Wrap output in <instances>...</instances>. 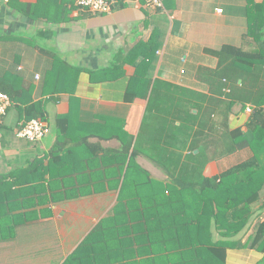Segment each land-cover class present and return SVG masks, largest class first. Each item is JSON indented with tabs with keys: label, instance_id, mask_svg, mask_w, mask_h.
Here are the masks:
<instances>
[{
	"label": "crops",
	"instance_id": "1",
	"mask_svg": "<svg viewBox=\"0 0 264 264\" xmlns=\"http://www.w3.org/2000/svg\"><path fill=\"white\" fill-rule=\"evenodd\" d=\"M162 1L164 8L156 10L145 0H120L110 14H96L77 7L76 0H0V76L14 84L23 101L44 102L49 128L37 143L20 138L27 121L12 103L0 119V175L38 158L48 165L59 142L61 155L71 149L79 159L92 156L80 144L85 140L99 158L102 149L120 150L129 134L135 143L155 82L172 86V97L190 102L193 93L209 95L197 74L201 66L217 67L210 51L224 45L257 48L247 32L264 0ZM138 72L145 80L134 83ZM180 89L190 92L180 97ZM158 92H166L164 84ZM134 95L138 98L131 101ZM249 116L235 105L230 126L245 131ZM67 120L70 133L60 135ZM251 156L249 149L238 151L209 164L204 175L223 173ZM137 163L165 180L150 160L139 157ZM117 198L118 192H109L49 205L50 215L29 213L30 221L18 226L13 238L0 241V264H66ZM90 257L91 264L109 259ZM262 260L261 252L242 247L229 251L227 264Z\"/></svg>",
	"mask_w": 264,
	"mask_h": 264
},
{
	"label": "trees",
	"instance_id": "2",
	"mask_svg": "<svg viewBox=\"0 0 264 264\" xmlns=\"http://www.w3.org/2000/svg\"><path fill=\"white\" fill-rule=\"evenodd\" d=\"M247 37L256 41L255 50L224 45L210 51L216 68L199 67L197 78L209 95L193 93L188 102L178 96L190 91L180 89L175 99L172 86L155 82L135 143L129 134L120 150L102 149L99 158L85 140L80 144L92 156L79 159L71 149L61 155L59 142L48 165L38 158L0 175V241L13 238L29 213L50 215L49 205L118 192L108 217L66 264H91L88 259L97 255L109 258L105 264H227L229 251L242 247L261 252L264 264V2L250 17ZM141 77L138 72L134 83ZM160 84L166 92H158ZM0 93L9 95L27 122L45 121L44 102L23 101L2 76ZM235 105L253 108L245 131L230 126ZM65 126L60 135L70 133L69 120ZM246 149L249 159L204 175L209 164ZM139 157L160 168L165 180L151 177ZM98 164L104 169H95Z\"/></svg>",
	"mask_w": 264,
	"mask_h": 264
},
{
	"label": "built area",
	"instance_id": "3",
	"mask_svg": "<svg viewBox=\"0 0 264 264\" xmlns=\"http://www.w3.org/2000/svg\"><path fill=\"white\" fill-rule=\"evenodd\" d=\"M120 0H76V5L80 9L87 10L96 14H110L113 8ZM146 5L151 9H163L164 4L162 0H145ZM222 13L223 10H218ZM12 105L11 98L6 93H0V119L5 117L9 108ZM252 106L246 107L248 114L252 113ZM49 133L48 123L42 119H33L27 122L23 128L18 132L20 138L26 139L31 143H37L44 139Z\"/></svg>",
	"mask_w": 264,
	"mask_h": 264
},
{
	"label": "rangeland",
	"instance_id": "4",
	"mask_svg": "<svg viewBox=\"0 0 264 264\" xmlns=\"http://www.w3.org/2000/svg\"><path fill=\"white\" fill-rule=\"evenodd\" d=\"M149 170V172L152 174V176L151 177H155V178H161V174H159L158 172H156L154 169H148ZM149 173V174H150ZM163 179V178H162ZM259 207H257L256 208V210L258 209ZM261 220L259 221V220H257L255 223H254V228H256L257 226H258V224H259V222H261L263 219H264V217L262 216L261 218H260ZM259 221V222H258ZM251 229L249 232H248V234L246 235V237H244L245 239H243V242H247V239H248V236H250V235H252L254 232H255V230L256 229Z\"/></svg>",
	"mask_w": 264,
	"mask_h": 264
},
{
	"label": "water",
	"instance_id": "5",
	"mask_svg": "<svg viewBox=\"0 0 264 264\" xmlns=\"http://www.w3.org/2000/svg\"><path fill=\"white\" fill-rule=\"evenodd\" d=\"M241 82V81H240ZM195 113H196V111H194ZM198 153V151H195V154H197Z\"/></svg>",
	"mask_w": 264,
	"mask_h": 264
}]
</instances>
